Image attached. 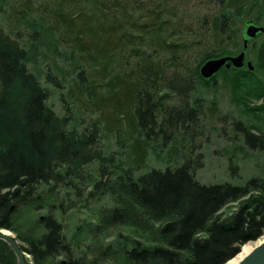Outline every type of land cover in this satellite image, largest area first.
<instances>
[{
  "label": "trees",
  "instance_id": "1",
  "mask_svg": "<svg viewBox=\"0 0 264 264\" xmlns=\"http://www.w3.org/2000/svg\"><path fill=\"white\" fill-rule=\"evenodd\" d=\"M248 22L264 0H0V229L27 264H228L264 237V166L239 176L264 155V33L254 71L200 73ZM222 87L243 117L230 178L203 182ZM0 263L17 264L3 240Z\"/></svg>",
  "mask_w": 264,
  "mask_h": 264
},
{
  "label": "rangeland",
  "instance_id": "2",
  "mask_svg": "<svg viewBox=\"0 0 264 264\" xmlns=\"http://www.w3.org/2000/svg\"><path fill=\"white\" fill-rule=\"evenodd\" d=\"M248 57L252 59V57ZM204 98L206 100H211L212 98L218 99L220 104V113L218 114L217 120L223 122L219 126L217 125L218 122L216 124L207 123L205 126L203 125L204 129L202 128V130L200 131V138L197 140V144L200 145L199 147L203 149L204 155L201 163L203 167L199 170L198 177L203 182H215L223 179H229L230 176L226 169L227 157H225L224 154L226 152L225 149L232 143L230 140L231 137L235 136V133H231V128L229 129V127L231 121L241 119V117L243 116L241 114V111L232 104L230 94L224 87L220 88L218 92L208 91ZM224 121H226L227 124H225ZM225 127L228 128V132L222 133L220 129H223ZM113 147L114 150L117 149V147H115L114 145ZM164 150H166V148ZM166 153L167 150L165 152H161L162 157L165 160ZM253 162V165H251V161H247L245 165L243 163L239 175L240 177H242V180H245L249 176L261 172V169L264 166V155L255 157ZM148 165L150 167L157 168H164L168 166L166 161L161 160L157 156L155 157V153H151ZM82 217H84V214L82 215ZM11 235L13 237H16L15 233L13 232H11ZM262 239H264V237ZM258 241L249 242V244L245 245L242 250H244L245 247H247V250H253V248L257 246ZM18 244L19 246L22 245L21 242H18ZM26 257L30 261L31 258L27 253Z\"/></svg>",
  "mask_w": 264,
  "mask_h": 264
},
{
  "label": "water",
  "instance_id": "3",
  "mask_svg": "<svg viewBox=\"0 0 264 264\" xmlns=\"http://www.w3.org/2000/svg\"><path fill=\"white\" fill-rule=\"evenodd\" d=\"M259 33H264V26L248 22L245 29L246 38L244 39V50L239 52L237 55H226L206 61L200 68L201 76L208 80L214 77L223 68L229 70L233 67L237 69L247 67L250 71H254L255 66L247 56V49L249 47V40L256 38ZM5 231L6 229H0V240L9 243L12 250L16 254L18 264H27L26 253L20 249L15 237H13L11 233L10 235H6L4 233ZM240 264H264V243L256 247L245 259L240 262Z\"/></svg>",
  "mask_w": 264,
  "mask_h": 264
},
{
  "label": "bare ground",
  "instance_id": "4",
  "mask_svg": "<svg viewBox=\"0 0 264 264\" xmlns=\"http://www.w3.org/2000/svg\"><path fill=\"white\" fill-rule=\"evenodd\" d=\"M237 55V54H236ZM6 235H10V233L11 232H9V231H5L4 232ZM263 238V237H262ZM259 239V241H258V244H257V246L256 247H258L259 245H261L262 243H264V239ZM255 247V248H256ZM255 248H253V250L255 249ZM252 249H249V250H247V247H245L244 248V250H242V252L234 259V260H232V261H230L228 264H240V262L243 260V259H245L252 251H253Z\"/></svg>",
  "mask_w": 264,
  "mask_h": 264
}]
</instances>
